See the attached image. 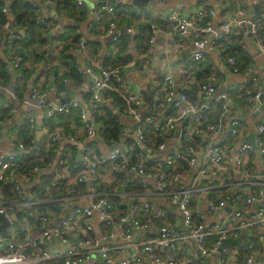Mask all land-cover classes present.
I'll return each instance as SVG.
<instances>
[{"label": "built area", "instance_id": "1", "mask_svg": "<svg viewBox=\"0 0 264 264\" xmlns=\"http://www.w3.org/2000/svg\"><path fill=\"white\" fill-rule=\"evenodd\" d=\"M90 1L94 4V17L98 18L104 13L114 14L117 0L114 3L108 0ZM232 1L237 5L230 9ZM240 1L223 0L227 13L218 25L214 24L215 9L212 6H194L188 13H182L177 8L170 9L165 15L170 24L169 31L190 37L196 50L188 66L179 67L166 60V70L147 84L153 93L150 99L138 89H133L124 69L131 67L148 71L146 54L153 49L157 24H151L146 51L113 67L102 65L96 55H87L86 39L80 38L78 51L86 54V71L92 79L86 85V96L52 102L45 99L43 90L34 86L22 96L24 104L39 108L46 119L74 113L78 118V128L68 134L70 141L80 135H99L103 138L104 125L95 115L100 106L115 105L113 92L121 97V103L114 106L115 109L119 115L129 117L131 124L122 121L118 140L108 142L104 139L110 147L106 151L84 143L79 168L75 173L71 174L65 163L60 161L63 168L58 178L65 181V197L72 199L73 205L62 216L65 206L57 216H40L36 224L40 229L36 233H33L34 224L28 215L21 213L20 204L29 205L40 200L31 198L19 201L2 192V184L9 182H12L15 190L24 192L21 183L15 180L17 174L22 175V181L32 182L41 171L39 163L27 172L21 173L19 170L20 160L36 148V143L26 144L18 138L11 150L0 152V213L9 217L7 231H0V264H204L203 258L212 254L216 256L215 264H261L263 251L258 241H264V202L254 212L233 206L234 211L228 218L215 223L206 221L227 201L234 203L240 196L244 197L246 204L252 205L264 194V182L252 191L253 194L249 192L244 195L242 191L243 187L254 184L252 157L255 149L264 166V112L254 124L255 133L251 142L245 139L246 124L240 112L228 104L231 93L252 103L262 97L263 91L261 88L252 89L244 83L225 86L217 91L216 85L226 74L224 68L234 73L240 71L236 57L224 54L223 40L237 36L242 37L244 43V37L248 35L247 25L250 24L251 41L260 52H264V0H253L261 9L253 21L252 7ZM31 2L37 5L38 1ZM247 3L250 4L251 0ZM10 4V1H6L2 9L7 11ZM47 5L40 6L36 22L50 23ZM10 25L6 20L4 26ZM122 29L132 35L135 31L133 26L126 23L120 28L111 19L106 30L100 34L101 37H108L113 52H116L115 43ZM23 32V28H18L17 33L10 32L9 38ZM170 48L171 43H165L166 59H169ZM212 49H219L221 53L217 72L211 71L208 66V76L199 79L196 64ZM22 59L21 55L16 54L11 60V67L17 68ZM250 64L244 66V73L251 69ZM180 89L191 90L198 99L214 96L212 100L219 106L215 120L208 122L202 112L204 108L211 111L210 104H206V101L195 102L189 93ZM10 91L15 98L13 84ZM58 95L64 96L62 89H59ZM184 119L188 120L187 126L181 125ZM29 120L33 122L34 118L30 117ZM149 130L153 136L148 135ZM46 131L47 145L60 136V133ZM214 134L224 135L220 141L205 145L204 138L212 139ZM174 136L176 139L170 148L168 143ZM117 172L132 175L122 182L129 189L112 192L100 190V183L108 180L106 175H110V181L115 180L114 173ZM134 177L143 182L135 181ZM203 177L219 179V182L205 183L207 180ZM200 179L202 184H199ZM58 181L51 179L48 187L56 186ZM85 184L88 186L86 202L80 203L78 199L83 197L78 188ZM134 184L141 185L140 189L130 187ZM112 195L125 198V205L122 203L121 209H114ZM199 195L204 200L202 210ZM131 199L135 201L131 202ZM155 199H159V202H155ZM12 204L19 206L11 209ZM15 211L17 218H10V213ZM95 213L104 224L103 233L99 236L93 224ZM242 229H248L249 235L245 241L228 244L219 250L226 238L239 236ZM149 230L151 232L144 235L135 236L133 233ZM72 237L75 242L70 241ZM107 239H118V242H103ZM170 253L172 256H168Z\"/></svg>", "mask_w": 264, "mask_h": 264}, {"label": "crops", "instance_id": "2", "mask_svg": "<svg viewBox=\"0 0 264 264\" xmlns=\"http://www.w3.org/2000/svg\"><path fill=\"white\" fill-rule=\"evenodd\" d=\"M242 3H245L247 6L252 7V10L254 11V5L257 4V2H253L251 0V3H247V1L250 0H241ZM240 1V2H241ZM123 2L129 3L133 6H144L143 11L148 12L152 17L151 24H157L158 30L156 32L155 36V43L153 46V49L146 54V57L148 59L147 66L148 71H140L138 68H125V75L130 80L133 89L137 90L146 98H151V91L147 88V84L152 81L154 77L160 76L162 71L166 70V60H168L172 65L179 66V67H185L188 66L191 63V56L196 50V46L192 43L190 37L188 36H181L178 33L169 31L170 24L165 19V15L170 11L172 8H177L182 13H188L191 12L194 6H212L214 8V3L219 4V10H216L215 8V16H214V24L218 25L222 19L225 17V14L227 13V7L225 6L223 0H162V1H148L146 5H136L133 3V0H123ZM233 2V1H232ZM86 6L88 7L89 14L92 16L93 14V8L94 4L90 0H85ZM48 4V3H47ZM236 3H230L229 8H235ZM47 16L50 20V23L47 25L49 27L48 32H44V35L49 39H53L54 42L57 40L56 37L58 34L64 29H66L67 26L73 25L72 20L66 16H58L52 15L51 11L55 8L47 5ZM258 6V4H257ZM259 7V6H258ZM260 8V7H259ZM140 11V9H139ZM255 12V11H254ZM254 14V13H253ZM84 23V22H82ZM125 23V22H124ZM130 25V24H129ZM131 26H133L131 24ZM84 28L87 30L88 26L87 24L81 25L77 31L82 30V37L87 38L84 34ZM134 28V27H133ZM9 33L12 31V25L7 27ZM88 32V31H87ZM170 36V37H168ZM81 37V38H82ZM107 40V37H104ZM52 40V41H53ZM129 46H128V52L130 53L131 57H135L141 52L146 51L149 42L148 40H144V45L146 46L144 51H138L140 48V44L133 41V36H131V39L129 40ZM171 43V48L169 51V59H166V53L164 51L165 43ZM55 44V43H54ZM57 44V43H56ZM110 44V43H109ZM244 44L247 45V56H250L249 62H251V69L244 73V70L240 69L238 73L231 72V70L224 68L226 74L223 76V78L218 81L217 85V91H220L225 86H233L235 84H241L244 83L248 87L252 89L261 88L262 93V101L260 99L252 102L247 103L245 100L238 98V96L234 93H231L230 98L228 99V104L231 106L232 109L237 108L240 112V115L242 119L244 120V123L246 124V140H252L254 137V124L259 119L261 114L264 112V52H260L257 47L252 43L251 38L249 35H246L244 37ZM113 45H111L112 47ZM219 49H221L219 47ZM219 49H212L210 52L207 53V55L201 59L199 63L196 64V74L200 72L199 70L205 69V72L203 74L208 73L209 71L206 70V67L209 66L211 71H215L218 69L220 65L221 60V53ZM104 53V51H102ZM129 58V59H130ZM86 63V67H88V62L81 57ZM80 61V58H79ZM247 62V63H249ZM42 61H40V66H42ZM80 66V65H79ZM245 66V65H244ZM244 68V67H243ZM82 70V68L80 67ZM83 72V70H82ZM217 72V71H215ZM207 74V76H208ZM15 76V74H14ZM206 76V77H207ZM37 75L34 74L32 78L30 79V82H32V85L27 88L26 91H29V89L33 86V80L36 78ZM198 77V76H197ZM206 77H198L206 78ZM46 78L45 75H42L39 80H44ZM48 78L50 81L45 82L43 91L45 93V99L47 101L52 102H62L67 101L69 98L73 96L82 97L84 95V92H86V83L84 82V74L82 76V82L81 83H75L73 79L70 77H64V83H66V90H63V97L58 95L59 89L56 87L55 83L53 82V75H48ZM91 78V77H90ZM92 80V79H91ZM13 84V82H12ZM11 84V85H12ZM89 84V83H88ZM7 96L6 102L12 103V117L6 121V122H0V152H5L11 150L15 146L16 140H18L20 136V129L19 125L20 123L24 122L26 119L30 124L31 127V133L35 136L36 139L40 140H47L48 139V133L46 129H48V132L52 134L60 133V136L57 140L53 141L50 145L46 144L47 149L50 146H53L52 150L54 152L53 158L50 159L48 163L42 164L41 171L38 172L36 177H34V181L32 182H25L21 179V174L18 173L15 177V180L17 182H20L23 188L25 189L24 193L26 196V199L24 201H28V199L33 198L31 189L41 180L45 179L46 177H51V179H58V174L62 172L63 165L60 164V161H63L67 168L69 169V172L71 174L75 173L79 168V162L81 158V148L84 143H90L100 151H106L110 147L106 144V141L100 137L99 135L94 136H85L80 135L79 138L75 139L74 141L68 140V134L73 133L78 128V118L75 116L74 113L70 114H58L54 115L49 119L43 118L41 110L39 108H36L34 106L26 105L22 102L21 98H15L12 96V91H10L9 86L6 87ZM181 92H186L187 94H190V97L193 101L202 103L203 101H206V104H210L212 107V110L209 111L208 108L202 109L203 114L206 117V120L208 122H212L215 120L219 113V107L216 103H214L213 97L206 98V99H198L195 95H193L191 90L183 89ZM14 93V91H13ZM27 93V92H26ZM239 104L241 106L239 107ZM263 104V105H262ZM116 113L119 115V111L114 108ZM257 111V113H255ZM255 114V115H253ZM121 120L125 124H131V120L127 116H121L119 115ZM30 117L34 118V121L31 122L29 120ZM210 117H213V119H210ZM182 126L188 125V120L184 119L181 122ZM77 126V127H76ZM179 127H181L179 125ZM224 134H214L212 136V139L204 138V144L209 145L211 143H215L221 140ZM176 137L174 136L171 138V141L168 143V146L171 148L174 140ZM251 138V139H250ZM251 141V142H252ZM169 150V149H165ZM161 153V152H160ZM39 163V162H38ZM252 171L254 172V184L243 187L242 191L244 195L253 194L252 191H255L258 187V185H261L262 182H264V166L261 163L259 153L257 149L254 150L253 157H252ZM116 176V175H115ZM130 174H126V177L129 178ZM106 178L110 180V175H106ZM207 181L205 183H212L216 184L219 182V179L216 181L213 178L209 177H203ZM202 179V178H201ZM201 179L199 180V184L201 183ZM135 181L143 182V180H139L137 177H134ZM204 180V179H203ZM112 183H116V185L113 188L121 187L122 182L119 180H111ZM141 186V185H140ZM87 190L88 186L85 184L82 186V188H78V192L81 194L83 198L78 199L80 203L86 202V196H87ZM116 191H119V189L116 188ZM264 196V194H263ZM262 196V197H263ZM122 197V196H121ZM262 197L255 201L252 205H248L245 203L244 197L241 198L240 196L236 199V202L232 203L227 201L224 207L217 210V212L214 215H211L207 218V222L209 223H215L220 222L223 219L228 218L231 213L234 211L233 206H237L238 208H247L251 209V212H254L256 208L259 207V205L264 202L260 200ZM125 200V198H123ZM63 207H68L73 205L72 199H62ZM199 201V207L202 210L204 208V200L201 195L198 197ZM248 214H251L249 211H247ZM93 224L94 229L96 232V235H102L104 230V224L103 222L98 218L97 213L94 214L93 218ZM40 227L38 225H33V233L38 232ZM151 231H147L143 233L140 231L136 234V231L133 233L135 236L138 235H144L146 233H150ZM241 232V231H240ZM249 235L248 229L245 230V233L241 234L239 233V236L241 238V242L245 241L247 236ZM238 237V236H237ZM74 240V241H73ZM70 241L75 242V239L72 237ZM111 244H114L118 242V239H107L106 241ZM240 242V243H241ZM258 245L262 248V257L261 260L264 261V241L259 240ZM168 256H172V254H168ZM215 255H208L203 258L204 264H215ZM262 263V262H261Z\"/></svg>", "mask_w": 264, "mask_h": 264}, {"label": "trees", "instance_id": "3", "mask_svg": "<svg viewBox=\"0 0 264 264\" xmlns=\"http://www.w3.org/2000/svg\"><path fill=\"white\" fill-rule=\"evenodd\" d=\"M6 1H10L8 10L4 11L2 8ZM37 5L33 4L31 0H0V122H6L12 117V103L6 102L7 91L6 87L13 82L14 94L17 98L27 92L28 84L34 74L37 75L33 80V86L39 90H43L45 82L50 81L48 75H53V82L58 89L66 90V83L64 77H70L75 83H81L83 72L79 66L78 54L86 60V54L96 57L104 66H117L125 63L130 57L127 53L129 40L122 35L116 41V52L111 49L109 39L101 41L100 39L86 38L85 48L86 54L78 51V42L82 37V30L77 31L81 25L87 24L88 33L91 36H100L108 25L111 19L116 21L120 28L123 24H132L134 27L133 41L139 43L138 51H144L146 46L144 40H148L151 30V15L143 11L144 6H133L123 0H108L109 3L115 4L114 14L104 13L96 18L88 13V7L85 0L77 2V0H36ZM51 2L55 8L56 15L66 16L72 20V24L67 26L64 31L60 32L56 37V41L49 40L44 32H48L49 27L45 23L36 22V16L40 13V6L47 5ZM140 9V11H139ZM8 20L12 25V31L18 32V28H23L24 32L14 38L8 37V29L4 26L5 21ZM53 20V19H50ZM84 22V23H82ZM125 22V23H124ZM53 40V41H52ZM55 43V44H54ZM57 43V44H56ZM110 43V44H109ZM247 45L242 42V37L233 36L230 39L223 40L222 48L224 54H231L237 59V66L243 69L244 65L248 64L250 56H247ZM103 49L105 50L102 53ZM18 54L23 57L19 66L15 69L11 67V60ZM42 61V66H40ZM87 61V60H86ZM198 77H206L208 73L203 74L205 69L199 70ZM15 78L13 79V75ZM42 75H45V81L39 80ZM204 79V78H201ZM114 106L121 103V97L115 92ZM86 96V92H84ZM114 106L104 104L99 107V112L96 111V119L101 121L104 125L103 139L106 141L118 140L122 131V120L114 110ZM219 107V106H218ZM213 119V117H210ZM26 119L20 123V136L26 144L31 142L36 143V148L33 149L27 156L20 160L19 170L21 173L27 172L35 164L48 163L53 158V146L48 149L46 147L47 140L36 139L31 133V127ZM151 130L148 131L149 136H153ZM157 140L161 139L155 137ZM116 174V180L123 182L126 179L124 173ZM51 177L41 179L32 189V199L40 200L38 203L20 204L22 212L26 213L33 224H37V220L42 215L57 216L62 212L63 201L62 197L67 195L66 184L64 180L58 181L56 186H50ZM3 194L19 201L26 199L25 193L21 190H15L12 182L4 185L2 184ZM115 183H100V190L115 191L116 188L124 191L129 189L128 185L116 187ZM134 189H140V185H130ZM111 199L114 204V209H121L124 202L120 195H112ZM123 205H125L123 203ZM19 205L12 204L11 209H16ZM20 213V214H21ZM19 214V215H20Z\"/></svg>", "mask_w": 264, "mask_h": 264}, {"label": "water", "instance_id": "4", "mask_svg": "<svg viewBox=\"0 0 264 264\" xmlns=\"http://www.w3.org/2000/svg\"><path fill=\"white\" fill-rule=\"evenodd\" d=\"M133 3L136 4V5H146V4L148 3V0H133ZM48 5H50V6L53 7V5H52L51 2H48ZM254 11H255V12H254V14H253L252 17H251V21H253V20L259 15V13H260V11H261V9L257 6V4L254 5ZM51 14H52V15H55V11L52 10V11H51ZM247 27H248V35L250 36V24H248ZM84 34H85V36H86L87 38H91V39H100V40L103 41V42L105 41V38H104V37H99V36H95V37H94V36H91V35L87 32V30H86L85 28H84ZM120 34H121L124 38H126V39H128V40H130V39H131V36H132V33L127 32V31H125L124 29H122V30L120 31ZM107 39H108V37H107ZM103 51H105V50L103 49ZM77 57L80 58L79 65H80V67H81L82 70H83V74H84V82H85L86 84H88V83L91 82V78H90V75H89V74L87 73V71H86V63H85V61H84L83 59H81V55H80V54H78ZM14 78H15V76L13 75V79H14ZM31 85H32V82H29L28 87H30ZM9 89H11V85L9 86ZM182 90H183V89H180V91H182ZM260 100L262 101V98H260ZM262 105H263V104H262ZM255 113H257V111H256ZM253 115H255V114H253ZM250 139H251V138H250ZM251 141H252V140H251ZM134 201H135V199H131V202H134ZM154 201H155V202H159V199H155ZM261 201H264V196L262 197V199L260 200V202H261ZM70 209H71V206L66 207V208L63 210V212H62V214H61L60 216H62L64 213L70 211ZM10 218H12V219H16V218H17V212H16V211H15V212H11V213H10ZM8 222H9V217L6 216L4 213H0V231H1V232L5 233V232L7 231V225H8ZM240 233H241V234L245 233V229H242ZM240 242H241V238H240V236L235 237V238H226V239L222 242L221 246L219 247V250H220L222 247H224V246H226V245H228V244H231V243H240ZM261 264H264V261H262Z\"/></svg>", "mask_w": 264, "mask_h": 264}, {"label": "rangeland", "instance_id": "5", "mask_svg": "<svg viewBox=\"0 0 264 264\" xmlns=\"http://www.w3.org/2000/svg\"><path fill=\"white\" fill-rule=\"evenodd\" d=\"M213 5H214V8H215L216 10H219V4L214 3ZM104 183H111V181H110V180H106ZM115 185H116V183H115Z\"/></svg>", "mask_w": 264, "mask_h": 264}]
</instances>
